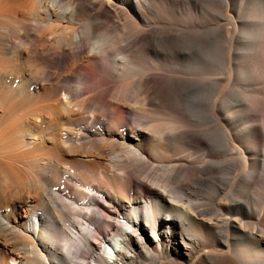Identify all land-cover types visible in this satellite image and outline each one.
<instances>
[{
	"label": "bare ground",
	"instance_id": "bare-ground-1",
	"mask_svg": "<svg viewBox=\"0 0 264 264\" xmlns=\"http://www.w3.org/2000/svg\"><path fill=\"white\" fill-rule=\"evenodd\" d=\"M152 1L157 5L150 7L151 2L145 14L144 4L137 0H17L14 11L0 1V264H87L77 254L80 247L95 246L97 239L92 243L88 230L69 228L70 215L73 221H80L77 227L98 221L100 228L113 227V236L105 240V249L97 258L99 264H137L140 260L146 264H264V232L242 231L237 218L228 216L220 221L213 207L209 213L207 206L185 200L189 190L186 183L196 184L195 177L201 175L195 170L209 167L199 165L201 168L187 171L173 165L170 154L227 145L215 122L213 130L205 128L211 123L215 101L206 96L203 103L193 96L187 98L186 110L192 117L197 113L205 120L196 131L187 130L182 127L187 115L178 107L183 101L174 93L176 79L153 72L161 54L152 43L157 38L141 32L139 25L155 18L168 23L180 0ZM221 1L223 6L228 5ZM235 5H231V12L240 14L242 7L239 11ZM242 16V31L235 41L236 72L228 75L237 88L235 105L226 119L251 150L250 160L257 167L264 164V158H260L264 155V0H250ZM115 18L123 23L114 25ZM80 20L84 21V35L68 28L67 37L64 29L54 27L58 23L79 24ZM99 21L105 26L91 34V27ZM49 30L56 33L53 44L45 43ZM12 31L17 33L18 42L11 40ZM171 38L162 34L160 40L167 47ZM27 40L41 44L29 45ZM207 45L206 41L202 65L205 71L210 67L217 70L223 65V53L216 42L209 51ZM77 48L84 49L79 63L88 76L74 86L58 75V68L45 53L50 49L68 52L67 65L61 68L77 81L76 66L70 61L74 58L72 49ZM113 54L119 59L109 60ZM107 64L117 77L136 76L125 90V99L121 84L129 80L119 82V86L109 85ZM18 76L25 80L16 82ZM208 82L213 85L212 79ZM135 96H140L136 102ZM129 102H135L134 106ZM135 110L140 111L139 117L151 114L155 118L153 124L145 126L148 132L125 129ZM98 125L106 128L101 137H95L97 141H92ZM149 155L163 158L165 162L160 165L164 169L147 165L144 157ZM225 163L229 162H221ZM254 172L252 167L244 176L237 174L242 176L237 178L245 191L259 186ZM140 173L160 190L141 186L136 176ZM94 179L101 181L100 189L91 185ZM70 181L91 185L106 203H94V194H86V204L71 209L67 205L71 199L61 195L66 190L73 198L78 197ZM102 183L115 187L111 199ZM77 189L83 187L77 185ZM144 194L151 197L140 210L141 203L135 197ZM261 196L258 211L264 213V191ZM90 203L100 205L102 213L87 205ZM113 209L128 211L130 217L117 226L110 221L116 216ZM233 209L247 215L245 205L235 204ZM182 216L197 225L185 229L198 233L205 250L183 233L177 220ZM228 229L236 245L231 250L226 243ZM213 235L218 243L211 245L209 238Z\"/></svg>",
	"mask_w": 264,
	"mask_h": 264
},
{
	"label": "rangeland",
	"instance_id": "rangeland-1",
	"mask_svg": "<svg viewBox=\"0 0 264 264\" xmlns=\"http://www.w3.org/2000/svg\"><path fill=\"white\" fill-rule=\"evenodd\" d=\"M0 1L6 4V7L9 11H14L17 8V0ZM137 1L144 4L142 8L144 14L145 7L151 2L152 4H150V7H155L157 5V2H153L152 0ZM225 1L228 3L227 6H223L221 0H180L173 7L175 12L174 17L168 23H164L162 20L155 18V20H150V23L147 21L146 23L140 24L139 26H141V32H145V34L153 33V36L157 38L153 40L152 43L156 47L157 52H160L161 54L158 55L157 60L154 62L155 69L153 72L161 76H172L176 79L174 93L175 95L180 96L183 101L182 106L180 102L178 107L187 115L188 118V120L182 123V127L193 131L195 128H197V126H199L200 123H202V121L205 122V120L201 119L200 115L197 116V113H195L192 117L191 114L186 110L184 102L189 96H193L196 98L197 102L203 103L205 101H202V99L205 100L206 96V98L208 97L211 99V101H215V103L211 111V123H208L205 128H212L213 130L215 122V126H217V129L223 133L226 141L225 145H227V147L216 146L215 148L212 147L210 149L199 147L198 149H187L181 152H172L170 154L172 155V164L176 165L177 167H185L187 171H191V169H194L193 167H199V165H201V167H209L205 170H201V172L195 170V173H201V175H199V177H195L196 184H194L192 181L191 183H186L189 190H186L185 192V200L192 203H199V205H203L204 208L207 206L206 209H209V213H211L210 208L213 207V209L217 211V215H215V217H219L220 221L228 216L237 218L241 223L242 231H253L256 229L264 232V218L262 219L264 213H260V211H258V205L262 201L261 193L264 191V164L261 165L259 163V165L256 167L257 164L254 165L252 163L250 160L251 157L249 156L251 150L244 144L242 138L238 133L235 132L233 129L234 127L231 126L226 119V115L231 111V106L235 105L237 90V88H235L236 86L234 85V82L232 84L233 80L230 78L228 79V75L231 72H236L235 63L237 61V47L235 41L239 32L241 33L242 31L239 27V23L243 20V7H246L250 3V0H233L235 3L233 2L232 4H237L238 6L235 5V7L239 11L240 9L238 7H242L240 14H236L234 11L231 12L230 7L232 5V0ZM148 9L146 10L148 11ZM236 15L238 16L236 17ZM225 16L227 17L225 18ZM222 19H224V21ZM113 20L115 22L114 25L116 26L123 23L119 18H115ZM79 22V24L75 25L58 23L54 27L64 29L67 37L69 36L67 33L68 28H73L77 34L84 35L85 30L82 24L84 21L80 20ZM106 24H112V22ZM104 26L105 23L100 21L97 22L94 27H91V34H97ZM16 34V32L12 31L10 35L11 40L14 42H18V39L15 38ZM55 34V32H50V30L47 31L45 43L53 44ZM162 34H170L172 36L167 47L166 44L160 40ZM47 38H49V40H47ZM212 38H215V40L218 38L217 41L214 40L212 43L216 42V46L218 47L220 53H223V65L217 70L210 67V69L205 71L202 65L203 52L205 50L206 41L208 42V51L212 49V43L209 44ZM25 42H27L29 45L41 44L40 42L37 44L35 41L31 40H27ZM197 48H199V50H197ZM72 50H74V58L70 59V61H73V65L76 66L78 73L77 77L79 78L77 81L72 79L71 75L69 76V73H66V69H62L66 67L65 63L67 65L66 59L68 57V52L50 49L45 53V56L49 58L53 64H55L56 68H58V75L62 74L70 85L79 86L78 83H83L84 79L88 76V73L83 69L81 63H79L80 56L83 54L84 49L77 48L76 50ZM167 52L170 53L168 54ZM119 57L120 56L118 54H113V56H109V60H118ZM107 66L109 70V85L115 84V86H119V82H123V80H129V82H123V84H121L124 87L123 93L125 99V96H127V94H125V90H127V86H131V84H133L132 80H134L136 76L125 74L121 75L122 77H117L115 76L114 72H111L110 64H107ZM68 76L69 78H67ZM209 79L213 80V85L208 82ZM21 80H25V78L18 76L15 81L18 82ZM214 81L218 82L215 84ZM109 95H111V92ZM139 99L140 96H135V102ZM135 102H129V104H133L134 106ZM135 111L136 114L134 113L130 116L131 120L127 123L125 129L131 130L136 128L142 129L144 132H148L145 126L153 124V122H155V118L151 114L147 115V117L145 115L139 117L138 114H141L140 111ZM199 120H201V122H199ZM140 121H142V126H139ZM105 128L106 127L104 125L95 126L94 134L90 137L92 141H97L95 137H101L99 134H101ZM241 151L244 152L245 155L239 154ZM144 154L147 155L145 152ZM260 156L261 159L264 158V155ZM153 157L154 156L151 155L144 157L148 161L147 165H151V167H155V169H164V167L160 165V163L165 162L164 159H155ZM90 161L91 159L88 158L87 164H90ZM223 161H228L229 163L221 164ZM217 164H220L221 166L218 167ZM189 167L191 168L189 169ZM252 167L255 171V178L257 181H259V186H251V189L249 188L247 191H245L240 180L242 177L241 175L244 176L248 174L250 170H252ZM258 170H260V172H258ZM261 170H263V172ZM111 171L117 173L112 169ZM136 176L138 177L139 182L141 181V186L144 188L150 187L152 189L160 190L159 187L147 181V179L144 177V173L136 174ZM237 176H241L240 179L237 178ZM100 183L101 181L94 179L91 185L97 186L99 188ZM69 184L75 193L77 192L79 194L77 198H73L71 193L67 192L66 190L62 191L61 195H63V197L71 199V203H67V201H65V203H67L71 209H77L79 205H85L86 201L84 198H87L86 194H94V203L96 202L100 204L103 202L100 194L94 191V187L91 185L85 186L84 183L77 181H70ZM77 185H79V187H83V189H77ZM102 185L105 186L109 191V198L111 199V194L114 195L113 192L115 187L107 183H102ZM87 189H89V193H87ZM148 197H151V195L147 196L144 194L142 196L135 197V200L141 203L139 206L140 210L144 209L143 202L146 200L148 201ZM61 201H63V199H61ZM65 203L63 204L65 205ZM94 203L87 205H93V207L101 209L99 213H102V207L100 205H95ZM235 204L245 205L248 208L247 215H244L241 212L233 209ZM113 211L116 213V216L111 217L110 221L117 226H120L122 223H124L125 217H130L128 211L125 213L119 212L116 209H113ZM205 212L207 213V211ZM97 216L99 217V215ZM207 216L209 217V215ZM69 218V228H77L80 231L83 229L88 230L86 231L87 237L92 243L93 239H97L95 246L91 244L88 249L86 247H80V252L77 254V258L79 260H85V263L87 264H89V261L99 264L97 258L105 249V242L108 240V238L113 236V227L108 226L106 228H100V221H98L99 223L96 222L94 225H83L82 227H77V225H81L80 221H73V219H71V215ZM177 220L179 226L184 228L183 233L190 236V241L199 249L205 250L206 244L201 241V237L198 235V233L193 230L185 229L186 226L196 228L197 225L187 216L179 217ZM209 241L211 245L218 243V237L213 235L209 238ZM226 243L229 250L236 247L233 232L230 229H228L226 233ZM216 248L219 249L218 246H216ZM77 262L79 263V261ZM137 264H146V262L144 260H140ZM201 264L207 263L202 262Z\"/></svg>",
	"mask_w": 264,
	"mask_h": 264
}]
</instances>
